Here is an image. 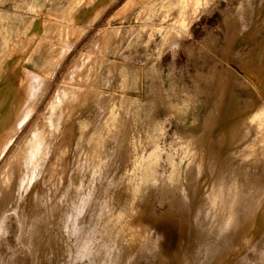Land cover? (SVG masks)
Instances as JSON below:
<instances>
[{
	"label": "rangeland",
	"instance_id": "1",
	"mask_svg": "<svg viewBox=\"0 0 264 264\" xmlns=\"http://www.w3.org/2000/svg\"><path fill=\"white\" fill-rule=\"evenodd\" d=\"M76 2L0 0V33L16 45L15 56L0 46V100L11 91L1 113L10 111L30 72L44 75L37 79L39 93L24 102L21 129L1 154L0 178L24 140L44 126L60 88L79 84L86 93L68 104L56 131L39 140L25 190L18 193L15 183L7 198L0 188V264H179L168 255L185 246L182 220L198 181L205 188L198 210L209 208L208 183L217 186L223 201L215 208L218 226L231 208L225 201L240 198V210L250 204L242 236L223 264H256L264 244V114L254 116L264 105V0H119L99 21H73L65 9ZM181 27L187 34L174 43ZM115 62L132 76L121 123L110 132L103 130L105 106L88 91L114 93L121 79ZM86 136L91 144L83 143ZM207 152L203 161L211 168L201 172ZM136 157L149 172L127 189L128 177H140L127 172ZM21 210L27 215L22 230Z\"/></svg>",
	"mask_w": 264,
	"mask_h": 264
},
{
	"label": "bare ground",
	"instance_id": "2",
	"mask_svg": "<svg viewBox=\"0 0 264 264\" xmlns=\"http://www.w3.org/2000/svg\"><path fill=\"white\" fill-rule=\"evenodd\" d=\"M182 3V0H178V4ZM184 5V2L183 4ZM198 8V7H197ZM180 12H181V8ZM201 9V8H199ZM168 10V9H167ZM186 13V12H185ZM194 18V16H193ZM187 19L186 17L182 16L180 18V21H182L184 23V20ZM56 20V19H55ZM190 20V19H188ZM182 23V24H183ZM191 23H188V25ZM153 25V24H152ZM187 25V24H186ZM53 26V24H52ZM51 26V27H52ZM184 26V25H183ZM174 27V26H173ZM49 28V27H47ZM121 30V29H120ZM119 28L114 30L115 34H118V32L120 31ZM186 30L188 31L187 27H181V29L179 28L177 33H173L174 35L172 36V41L174 43H176L178 41V37L181 34H184V32H186ZM170 31V30H169ZM106 33V32H105ZM187 34V32H186ZM106 35V34H104ZM119 36V35H118ZM64 38V37H63ZM31 38H29L30 40ZM37 40V39H36ZM43 40V39H42ZM44 41V40H43ZM3 42V43H2ZM48 42V41H47ZM43 42L41 41L39 43V46H41ZM67 43V42H66ZM65 43V44H66ZM1 45H5L7 47V52L10 54H16L15 49H16V45L10 40V38H8V36L3 35L2 33H0V46ZM69 45V44H68ZM71 46V45H70ZM23 47V46H22ZM66 47V46H64ZM68 47V46H67ZM72 47V46H71ZM66 49V48H65ZM67 51V49H66ZM64 50V52H66ZM264 52V51H263ZM262 52V53H263ZM59 53V52H58ZM67 53V52H66ZM87 54H89L87 52ZM0 55H1V65H0V71L1 69L4 67L3 63L5 62L3 56H2V50L0 49ZM65 55V54H64ZM92 55V54H91ZM15 56V55H13ZM62 56V53H61ZM86 56V55H85ZM88 56V55H87ZM86 56V57H87ZM258 56V54H257ZM84 57V58H86ZM53 58L55 59V57L53 56ZM60 58V57H59ZM25 59V57H23L21 60ZM33 59V58H32ZM63 59V58H62ZM260 59V58H259ZM60 62V61H59ZM56 63V62H55ZM55 63H53V66L55 65ZM52 65V64H51ZM57 65V64H56ZM74 65H77L76 63ZM73 65V66H74ZM50 67V66H49ZM48 67V68H49ZM75 67V66H74ZM54 68V67H52ZM92 69V68H91ZM112 69L113 71H116L121 79L119 81V83L116 85L115 91L112 94H107L104 91H101V89L99 87L96 88H91L88 92L89 93H93V97L95 99V101L97 103H100L101 105L105 106L107 115L105 117L104 120V125H103V130H108V131H112L114 130L117 126H119V124L121 123V119L119 118V116H121L123 113V109H124V102H125V93H126V89H125V85L127 80L132 76L131 72L127 71L122 64L120 63H113L112 64ZM28 69L23 70V74L25 73L28 74L27 72ZM73 71V70H72ZM85 72V70H84ZM93 72V71H92ZM87 74L90 75L91 73ZM71 73V71H70ZM75 73V72H74ZM73 73V74H74ZM24 75V77H25ZM70 75V74H68ZM256 76V75H255ZM44 75L41 73H37V72H30V78H28V80L23 79V86L22 88L18 91L19 92V96L12 102L10 111H8L5 115L1 113V109H0V116L1 118L4 117L0 123V157L2 156L1 154H3L2 152L4 148H6L7 143H9V141H11V137L12 135L21 127V125L23 124V120L21 119L22 116V109L24 108L25 104L27 103L26 101L28 100V97L30 98V96H35L36 97V93L39 91V89H41L40 84L41 82L38 83L37 85V79H41L43 78ZM71 77V76H70ZM91 78V76H90ZM27 79V77H26ZM35 80V81H33ZM73 80V79H72ZM18 81V80H17ZM86 81H84V83H86ZM80 83V82H79ZM20 84V83H19ZM82 84V83H80ZM67 85V84H66ZM83 85V84H82ZM63 86V84H62ZM70 86V85H68ZM66 86V87H68ZM65 87V88H66ZM91 87V86H90ZM44 88V86L42 87ZM37 91V92H36ZM39 93V92H38ZM37 93V94H38ZM65 93V94H64ZM84 88L82 86H80L79 84H74L72 87H69L68 90H63V89H59L58 90V94H56V98L51 102V104L48 107L49 110V115L46 116V120H45V124L42 128H39L38 133L35 134L31 139L32 141H27L24 140V142L22 143V145L19 147V149L17 150V152L14 154V156L12 155L11 157V161H9V164L6 168V170L4 171V173H2V176L0 178V188H1V193L7 195V198L13 196L12 193V188H13V184L17 183L19 185L18 193L19 192H23L25 190L26 187V180L27 177L29 175V169H31L30 167L34 165V161H35V151L37 149V145L38 142L41 138L43 139H48L57 129V127L59 126V124L62 121V117L64 115L65 110L67 109L68 104L72 103L73 100L78 99L82 94H84ZM2 94V93H1ZM11 94V91H6L5 94H3V96L1 97L0 100V108L2 106V104L9 99V96ZM86 94V93H85ZM62 95V96H61ZM64 95V96H63ZM1 96V95H0ZM33 98V97H31ZM30 98V99H31ZM259 96L256 94V98L254 101L258 100ZM35 99V98H34ZM84 101V100H83ZM260 101V100H259ZM22 102V104H21ZM26 102V103H24ZM31 103V102H30ZM262 103V101H261ZM74 104V103H73ZM260 104V103H259ZM10 105V103H9ZM76 105V104H75ZM8 106V105H7ZM76 108V106H75ZM4 109V107H3ZM73 109V108H72ZM9 110V107L8 109ZM256 110V109H254ZM260 114H264V105L262 104L261 106H259V108H257V111H255L254 116L256 115H260ZM25 115H28L27 113ZM27 118V116H26ZM66 118V117H65ZM25 120V119H24ZM264 120V119H262ZM240 122V121H239ZM238 122V123H239ZM89 125L88 121H83L81 128L85 129L87 126ZM239 125V124H238ZM234 127V126H232ZM21 129V128H20ZM36 130V128H35ZM34 130V132H35ZM235 130V129H234ZM233 130V131H234ZM33 132V133H34ZM37 132V131H36ZM32 133V132H31ZM31 137V136H29ZM14 139V137H13ZM83 143L87 142L89 144H91V138L89 137H84L83 138ZM44 141V140H43ZM190 144V143H189ZM46 145V144H45ZM6 146V147H5ZM204 149V148H203ZM203 151V150H202ZM205 151V150H204ZM207 151V150H206ZM209 151V150H208ZM204 154V153H202ZM121 155V154H120ZM154 155V154H153ZM179 155H183V152L180 151ZM206 158L204 157L201 162L199 163V170H201V172H203L204 170L206 171L207 165L208 163L203 161L204 159H208L207 156L210 155L209 152H207L205 154ZM194 157V156H193ZM198 158V157H197ZM106 161V160H105ZM194 161V160H193ZM192 161V162H193ZM208 161V160H207ZM210 161V160H209ZM214 162V161H213ZM194 163V162H193ZM212 163V162H211ZM215 163V162H214ZM109 164V162H108ZM140 164V165H139ZM217 164V163H216ZM214 164V165H216ZM143 165V166H142ZM146 165V164H145ZM212 163V166H214ZM105 166V165H104ZM139 166H141L139 168ZM198 166V165H196ZM211 165H208V167ZM211 168V167H209ZM41 169V168H40ZM100 169V168H99ZM214 169V168H213ZM217 169V168H216ZM139 170V172H138ZM198 170V172H199ZM218 170L220 171L219 167ZM106 171V170H105ZM132 171L133 174L136 176L137 173H140V177L138 178V176H136L135 178H129V181H131L126 188L127 189H134L135 185H139L138 181L142 180L143 178H145V176L148 174L149 169H147V166H144V164H142L139 160V157H136L134 159V161L132 162V167L128 168L127 172ZM212 171V170H208ZM40 172V171H39ZM101 172V171H100ZM109 172V171H108ZM207 172V171H206ZM215 172V171H214ZM33 174H34V170H33ZM201 174V173H200ZM208 174V173H207ZM220 174V173H218ZM40 175V174H39ZM32 178V176H31ZM32 180V179H31ZM213 180V179H212ZM99 181V179H98ZM198 181V179H197ZM108 183V182H107ZM192 183V182H191ZM196 183L193 181V184ZM110 184V183H109ZM209 186H204L207 187L206 189L209 190V194L205 197H208L207 200V206L209 207L208 209H206V211L203 210H198L199 206H203L204 203L202 202V198L204 197L203 194V183L198 181V184H194L195 186H192L193 189V197L191 200H186V205L189 209V214L188 216L185 218V220L183 222V226H182V235L184 238V243L185 246L184 248H179L177 253H173L170 256L168 255V257L171 260H174L175 258H178V260L180 261L179 264H223V262L226 263V259H227V254H229L230 250L234 249L233 247L237 244L235 241V238L241 235V230L243 227V222L247 219V215L248 212H250L248 210L250 204H244L245 205V209L243 206V208L240 210L238 208L239 205H242V201L240 200V198H233L232 200L229 201H225L227 202V204H229L231 206L230 210L227 211V213L224 215L223 218H221L222 224H220V226L216 225L217 223V217L215 216V212L216 211V207H218L220 205L221 202H223L220 197H219V192L218 189H216L217 186H215L214 184L208 183ZM113 186V185H112ZM118 186V185H117ZM100 187V186H99ZM93 188V187H92ZM138 190V189H136ZM91 191H93V189H91ZM90 191V192H91ZM100 191V190H99ZM102 191V189H101ZM89 192V193H90ZM94 193V192H93ZM100 193V192H99ZM109 193V192H108ZM208 193V192H207ZM98 194V193H97ZM114 195V194H112ZM110 195V196H112ZM83 196V195H82ZM92 196V195H90ZM109 196V195H108ZM108 196L106 197V199L108 198ZM41 197V196H40ZM43 197V195H42ZM41 197V199H42ZM98 197V196H97ZM103 197V196H102ZM114 197V196H113ZM237 197V196H236ZM83 198V197H82ZM6 199V198H5ZM206 200V198H204ZM243 200V199H242ZM42 201V200H41ZM108 201H111L110 198ZM115 200H113L114 202ZM3 202V201H2ZM1 202V203H2ZM8 202V201H7ZM12 202V201H11ZM43 202V201H42ZM90 202V201H89ZM100 202V201H98ZM97 202V203H98ZM205 202V201H204ZM41 203V202H40ZM45 203V202H44ZM88 203V202H87ZM46 204V203H45ZM95 204V202H94ZM99 204V203H98ZM104 204V203H103ZM110 204H112V202H110ZM136 204V201H135ZM86 205V204H85ZM92 205V204H90ZM107 205V204H105ZM109 205V204H108ZM199 205V206H198ZM223 205V204H222ZM220 205V206H222ZM2 205H0L1 207ZM4 206V205H3ZM37 206V205H35ZM229 206V207H230ZM40 207V206H39ZM225 207V206H224ZM228 207V206H227ZM2 208V207H1ZM134 208V207H133ZM222 208V207H221ZM3 209V208H2ZM38 209V208H37ZM40 210V209H39ZM45 210V209H43ZM42 210V212H44ZM222 210V209H221ZM226 211V209H225ZM224 211V212H225ZM38 212V211H37ZM46 212V210H45ZM44 212V213H45ZM48 212V211H47ZM72 212V211H71ZM75 212V211H74ZM79 212V211H77ZM76 212V213H77ZM123 212V211H122ZM223 212V213H224ZM13 213V212H12ZM20 213L22 214V217L20 218V225H21V230L22 228L25 226L26 222H27V215L24 213L23 210L20 211ZM34 213V212H33ZM36 213V212H35ZM41 213V212H40ZM219 213V212H218ZM11 214V213H10ZM43 214V213H41ZM201 214V215H200ZM48 215V214H47ZM71 215V214H70ZM220 215V214H218ZM217 215V216H218ZM45 216V215H44ZM74 216V215H73ZM47 217V216H46ZM72 217V216H71ZM173 217V216H172ZM40 218V216H39ZM85 218V217H84ZM128 218V217H127ZM171 217H169L170 219ZM219 218V217H218ZM4 219V216H3ZM174 219V217H173ZM32 220V219H31ZM41 220H43V217L41 218ZM75 220V219H74ZM45 221V218L44 220ZM111 221V220H110ZM133 221H135L133 219ZM168 221V220H167ZM171 221V220H170ZM219 221V220H218ZM220 221V222H221ZM63 222V221H62ZM73 222V221H72ZM115 222V221H114ZM125 222V221H124ZM169 222V221H168ZM1 223V222H0ZM33 223V222H31ZM35 223V222H34ZM41 223H43L41 221ZM108 223V222H107ZM2 224V223H1ZM0 224V225H1ZM78 224V223H77ZM81 224V223H80ZM136 224V223H135ZM88 225V224H87ZM125 225V224H124ZM127 225V224H126ZM133 225V224H132ZM137 225V224H136ZM34 227L36 226L35 224L33 225ZM39 226L40 225L39 223ZM134 227H136L135 225H133ZM7 227V226H6ZM122 227V226H121ZM40 228V227H37ZM119 228V227H118ZM42 229V227L40 228ZM75 229V228H74ZM132 229V228H131ZM37 230V229H36ZM39 230V229H38ZM127 230V229H126ZM2 231V230H1ZM4 231V230H3ZM40 231V230H39ZM38 231V232H39ZM120 231V230H119ZM124 231V230H122ZM121 232V231H120ZM125 233V232H124ZM129 233V232H128ZM245 233L246 236V232ZM242 233V234H243ZM46 234V233H45ZM133 235V234H132ZM249 235V234H248ZM137 236V235H136ZM135 236V237H136ZM244 236V237H245ZM250 237V236H249ZM52 238V236H51ZM125 238V237H124ZM248 238V237H247ZM138 239V238H136ZM144 239V238H143ZM249 239V238H248ZM258 239V238H257ZM124 240V239H123ZM122 240V241H123ZM133 240V239H132ZM247 239H245V243L248 242L249 240L246 241ZM55 241V240H54ZM244 241V240H243ZM129 242V241H128ZM127 242V244H128ZM132 242V241H131ZM256 242V241H255ZM254 242V243H255ZM48 243V242H47ZM46 243V244H47ZM121 243V242H120ZM119 243V244H120ZM130 243V242H129ZM253 243V242H251ZM49 244V243H48ZM50 246L47 245L46 248ZM54 246V243H53ZM117 246V245H116ZM126 246V245H125ZM130 246V244L128 245ZM41 247V246H40ZM57 247V246H56ZM55 247V248H56ZM248 249V245L246 246ZM49 248V247H48ZM237 248V247H236ZM245 248V247H244ZM257 248V247H256ZM255 248V249H256ZM113 249V248H112ZM111 249V250H112ZM115 249V248H114ZM246 249V248H245ZM37 250V249H36ZM47 250V249H46ZM258 251V260L256 261V264H264V244L260 247L257 248ZM51 252V251H50ZM115 252V251H114ZM117 252V251H116ZM239 252V251H238ZM256 252V250H255ZM113 253V250L112 252ZM241 253V252H240ZM114 254V253H113ZM169 254V253H168ZM238 254V253H237ZM113 255L111 254V257ZM113 258V257H112ZM241 258V257H240ZM110 259V257H109ZM111 260V259H110ZM176 261V260H175ZM227 262H229L227 260ZM112 263V261H111Z\"/></svg>",
	"mask_w": 264,
	"mask_h": 264
},
{
	"label": "crops",
	"instance_id": "3",
	"mask_svg": "<svg viewBox=\"0 0 264 264\" xmlns=\"http://www.w3.org/2000/svg\"><path fill=\"white\" fill-rule=\"evenodd\" d=\"M118 1L119 0H80L79 3L76 2L77 5L74 7L73 5H67L65 13L71 14L73 16V21H99L102 20L103 16H106L107 13H112V7L114 4L118 3ZM96 15H98L97 18L95 17Z\"/></svg>",
	"mask_w": 264,
	"mask_h": 264
}]
</instances>
